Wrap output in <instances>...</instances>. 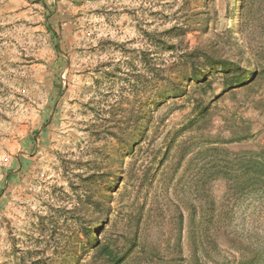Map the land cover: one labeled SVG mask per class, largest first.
I'll return each mask as SVG.
<instances>
[{"label": "rangeland", "instance_id": "374dc122", "mask_svg": "<svg viewBox=\"0 0 264 264\" xmlns=\"http://www.w3.org/2000/svg\"><path fill=\"white\" fill-rule=\"evenodd\" d=\"M164 5L0 0V264L31 246L48 204L69 207L65 196L92 174L106 175L90 185L107 198V215L94 225L98 238L115 248L137 237L125 264H193L190 232L202 244L200 264H264V198L252 187L228 192L211 164L264 149V61L248 87L223 93L199 125H187L185 96L156 106L172 92L177 67L144 79V51L156 64L167 59L143 33L150 19L157 27ZM218 8L223 16L221 2ZM217 78L208 97L220 92ZM149 97L154 119L143 130ZM71 251L76 264L93 263L92 250L73 244Z\"/></svg>", "mask_w": 264, "mask_h": 264}, {"label": "trees", "instance_id": "16d2710c", "mask_svg": "<svg viewBox=\"0 0 264 264\" xmlns=\"http://www.w3.org/2000/svg\"><path fill=\"white\" fill-rule=\"evenodd\" d=\"M218 2H221V8L224 9L223 16L220 15ZM147 12L149 17L153 16L151 8ZM156 15L157 27L152 28L154 26L150 19L143 33L149 45L166 54L167 59L163 58L156 64L151 50L142 53L145 82L157 79L162 73L167 74L171 70L170 66L177 67L174 74L177 80L170 83L172 92L161 96L156 106L165 102L163 98L177 99L185 96L191 103L186 123L199 125L207 116L212 101L223 93L246 88L255 80L257 66L264 61V0H165V5ZM222 21L228 23L224 30L219 27ZM190 34L194 36V42L187 39ZM216 78L219 80L220 92L208 97ZM167 82L170 80L167 79ZM192 84L195 86L193 92L189 90ZM149 99L148 111L143 114V130H148L154 119L150 106L155 99ZM111 134L118 137L114 131ZM133 143L131 140L126 146L132 148ZM211 164L221 173L220 177L227 181L228 192L240 190L243 194L252 187L258 196L264 198V149L243 152V157L241 155L237 159L235 155L220 164L211 161ZM11 177L8 176V180ZM79 177L72 196H65L67 202L72 200L73 204L69 203V207L48 204V214L36 217L35 241L25 250L14 249L12 264H56V259L59 260L58 264H76L79 259L71 251L73 244L82 245L83 249L88 248L94 252L92 264L126 263L137 237L122 242L120 247L112 248L110 238H98L101 232L97 233L94 228L107 215L108 206L103 190L95 192L90 185L96 180L101 184L106 175ZM182 223L179 214V235L175 246L180 249ZM77 231L82 236L81 240L74 236ZM188 243L194 247L193 264H200L197 246L202 244L197 242L191 232ZM37 244L41 245V256H34L40 247Z\"/></svg>", "mask_w": 264, "mask_h": 264}, {"label": "built area", "instance_id": "2783aa9c", "mask_svg": "<svg viewBox=\"0 0 264 264\" xmlns=\"http://www.w3.org/2000/svg\"><path fill=\"white\" fill-rule=\"evenodd\" d=\"M6 160V159H5Z\"/></svg>", "mask_w": 264, "mask_h": 264}]
</instances>
